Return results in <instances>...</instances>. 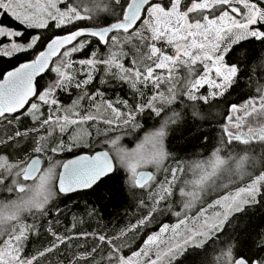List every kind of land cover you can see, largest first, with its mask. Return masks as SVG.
<instances>
[{"label": "snow or ice", "instance_id": "1", "mask_svg": "<svg viewBox=\"0 0 264 264\" xmlns=\"http://www.w3.org/2000/svg\"><path fill=\"white\" fill-rule=\"evenodd\" d=\"M5 14L22 27L0 25V264H264V230H236L264 210V0H0ZM97 76L132 102L105 99ZM214 117L206 155L170 150ZM117 180L140 193L135 223L58 227L61 197ZM157 214L176 222L133 249Z\"/></svg>", "mask_w": 264, "mask_h": 264}, {"label": "trees", "instance_id": "2", "mask_svg": "<svg viewBox=\"0 0 264 264\" xmlns=\"http://www.w3.org/2000/svg\"><path fill=\"white\" fill-rule=\"evenodd\" d=\"M0 25L22 27L6 14L0 15ZM125 63L127 64V61ZM10 65L11 61L0 60V71H3ZM93 83L104 91L105 99L112 100L113 102L117 99H127L130 103L132 102V92L126 84L109 79L107 84L99 85V76H97ZM242 94L243 91H238L237 95L233 96V99H238L239 95ZM61 99L65 103H70V98L67 96H62ZM211 110L215 111V109ZM137 119L142 125V128L139 130L140 132L153 122L147 113L138 116ZM218 119L219 117H214L210 121H189L188 127L181 128L170 137V150L177 157L185 161L206 155L210 151V145L215 144L214 137L218 131ZM202 135H206L208 140H200L199 137ZM122 142L128 147H132L135 140L134 137H125ZM79 151L74 150V152ZM83 151L86 152L88 149H84ZM72 156V153L65 154V158ZM114 184L115 187L113 188L112 195H108L107 189H100L95 192L86 190L61 197L58 206L63 211L64 217L58 227L63 229L65 225H70L73 214L77 217V230L79 231H104L108 234H113L119 229L135 223L146 211L143 207L138 206L139 191H129L126 185L123 187L120 185L119 180L114 182ZM109 187H112V185H109ZM172 221L174 219L170 215L157 214L147 228L141 229L135 235L132 248L138 247L149 232H155L162 224ZM236 230L242 239H250L254 234L264 230V210L257 207L254 211L242 215ZM32 246L35 247L37 245L33 244ZM184 264H195V261L194 259L184 260Z\"/></svg>", "mask_w": 264, "mask_h": 264}, {"label": "rangeland", "instance_id": "3", "mask_svg": "<svg viewBox=\"0 0 264 264\" xmlns=\"http://www.w3.org/2000/svg\"><path fill=\"white\" fill-rule=\"evenodd\" d=\"M3 132H4V129H3L2 126H0V135H2ZM5 196H6V194H4V193H1V194H0V198H4ZM171 217H172V216H171ZM173 219H174V221L170 222L169 224H172V223H175V222H176V218L173 217ZM130 235H131V234H130ZM132 245H133V241H132ZM132 245H131V246H132ZM126 250H127V249H126Z\"/></svg>", "mask_w": 264, "mask_h": 264}, {"label": "water", "instance_id": "4", "mask_svg": "<svg viewBox=\"0 0 264 264\" xmlns=\"http://www.w3.org/2000/svg\"><path fill=\"white\" fill-rule=\"evenodd\" d=\"M70 158H73V156H72V157H70ZM70 158H69V159H70ZM83 191H86V190H83ZM80 192H81V191H80ZM76 193H77V192H76ZM71 194H75V193H70V194H68V195H71Z\"/></svg>", "mask_w": 264, "mask_h": 264}]
</instances>
